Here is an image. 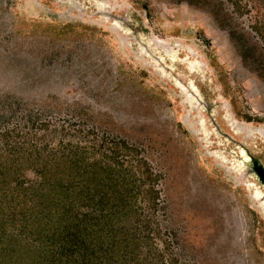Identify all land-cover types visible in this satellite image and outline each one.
I'll return each instance as SVG.
<instances>
[{
	"label": "rangeland",
	"instance_id": "374dc122",
	"mask_svg": "<svg viewBox=\"0 0 264 264\" xmlns=\"http://www.w3.org/2000/svg\"><path fill=\"white\" fill-rule=\"evenodd\" d=\"M7 147L26 180L85 152L147 264H264V0H0Z\"/></svg>",
	"mask_w": 264,
	"mask_h": 264
},
{
	"label": "trees",
	"instance_id": "16d2710c",
	"mask_svg": "<svg viewBox=\"0 0 264 264\" xmlns=\"http://www.w3.org/2000/svg\"><path fill=\"white\" fill-rule=\"evenodd\" d=\"M78 149L71 150L84 159ZM7 150L0 162V264H147L151 237L131 221L138 207L125 201V191L90 206L81 197L91 174L71 150L36 155L41 177L28 180L20 165L29 156Z\"/></svg>",
	"mask_w": 264,
	"mask_h": 264
},
{
	"label": "bare ground",
	"instance_id": "6f19581e",
	"mask_svg": "<svg viewBox=\"0 0 264 264\" xmlns=\"http://www.w3.org/2000/svg\"><path fill=\"white\" fill-rule=\"evenodd\" d=\"M256 168L258 169V172H259V174H260V178H261L262 180H264L262 170H261L260 167H258V166H257Z\"/></svg>",
	"mask_w": 264,
	"mask_h": 264
}]
</instances>
